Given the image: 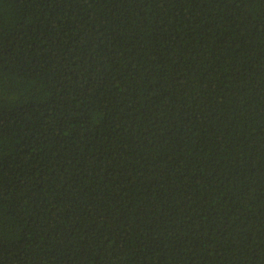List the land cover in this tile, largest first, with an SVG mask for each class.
Returning a JSON list of instances; mask_svg holds the SVG:
<instances>
[{
    "label": "trees",
    "instance_id": "16d2710c",
    "mask_svg": "<svg viewBox=\"0 0 264 264\" xmlns=\"http://www.w3.org/2000/svg\"><path fill=\"white\" fill-rule=\"evenodd\" d=\"M0 264H264V0H0Z\"/></svg>",
    "mask_w": 264,
    "mask_h": 264
}]
</instances>
